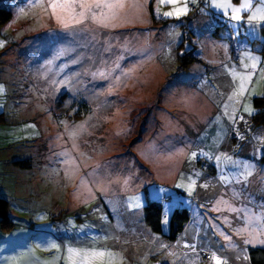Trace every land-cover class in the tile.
<instances>
[{"label": "rangeland", "instance_id": "1", "mask_svg": "<svg viewBox=\"0 0 264 264\" xmlns=\"http://www.w3.org/2000/svg\"><path fill=\"white\" fill-rule=\"evenodd\" d=\"M201 1L188 0L185 14L166 17L158 13L172 11L171 4L123 0L109 27L89 21L63 30L51 9L0 0L13 11L0 26V192L11 202L10 223L0 219V264H69L79 257L65 255L67 248L107 250L102 239L111 219L99 197L116 200L127 190H138L119 199L128 200L132 213L147 203L146 191L163 204L165 233L175 206L198 202L204 220L191 221L174 242L183 253L202 256L198 264H215L213 253L221 264H251L249 248L264 247V126L254 122V99L264 95V0H250L240 21L231 19V9L214 5L239 7L245 0ZM185 3L177 0L179 7ZM184 37L181 53L198 57L186 68L178 50ZM26 50L49 54L35 63L43 88L23 69ZM69 58L82 60L86 81L104 82L105 95L118 102L113 112L55 119L60 66ZM253 63L255 69L242 67ZM247 71L252 78L241 93ZM159 135L184 148L175 180L157 179L152 171V140ZM29 157L36 164L31 170L12 165ZM169 157L157 159L160 169ZM79 192L94 201L74 211ZM109 238L112 264L117 241L112 233ZM154 242L148 235L133 260L127 255L132 247L124 249L120 264L168 263L170 247Z\"/></svg>", "mask_w": 264, "mask_h": 264}, {"label": "trees", "instance_id": "2", "mask_svg": "<svg viewBox=\"0 0 264 264\" xmlns=\"http://www.w3.org/2000/svg\"><path fill=\"white\" fill-rule=\"evenodd\" d=\"M200 2H202L200 0ZM153 7V6H152ZM13 11L7 7H0V26H4L7 22L12 20ZM154 17V15L152 16ZM154 19H156L154 17ZM191 35L194 37L193 31H190ZM2 32L0 33V35ZM186 37L179 44V52L183 50V47L186 43ZM12 48V47H9ZM9 49H7L8 51ZM27 51L28 56L24 59V71L28 76L35 79V84L39 88H43L44 85L41 83L40 74H38V68L36 66V62L41 61L44 57L49 55L44 53L39 57L40 53L35 51ZM34 56V57H33ZM180 58H183L184 67L186 68L188 64L193 61L198 60V57L193 54V52H183L180 54ZM78 62V63H77ZM71 61L69 58L66 63L68 66L64 68L60 66V87L61 91L58 93L54 103L57 109L60 110V113L54 115L55 119L61 122L65 119H78L81 116L87 115L91 113L94 109H97L100 114H110L117 107L118 102L115 98H109L105 95V84L104 82L92 81L88 82L85 78L84 67L81 66L80 61ZM61 63V62H60ZM66 63H64L66 65ZM63 64V63H62ZM22 66V65H21ZM183 67V68H184ZM22 69V70H23ZM38 74V75H37ZM52 99V98H51ZM51 99H47L50 103H52ZM256 106V113L254 116V122L258 125L264 126V95L261 98L254 99ZM64 111V112H63ZM58 118V119H57ZM213 158V157H211ZM202 159L198 160V164ZM262 161H264V154L262 157ZM15 167H19L25 170H31L34 168L35 161L32 157L24 158V159H16L13 161ZM212 169H214L213 164L211 165ZM159 186L167 187L170 185H166L163 183L153 182ZM172 187V186H170ZM144 190H147V187H144ZM175 188V187H173ZM180 194L187 195L185 191L181 188H178ZM147 193V191H146ZM147 203L143 206L144 212V221L147 226L156 234H158L162 240V242L166 243L164 245L165 249L169 247L170 242L177 241L176 239L180 237V234L184 231L186 225L194 221L199 224L204 220V216L202 214V209L200 208L198 202L194 201L192 208H188L186 205H178L175 206L174 210L171 213L170 218V232L165 233L163 229V204L156 200H150L149 194L147 193ZM11 202L10 199L4 194L0 192V219L3 224L10 223V207ZM67 210V209H66ZM66 210L64 212H66ZM69 211V210H68ZM168 244V245H167ZM209 258L211 257L209 252ZM205 253V254H206ZM207 258V257H206ZM249 258L251 264H264V247L253 246L249 248ZM163 264H171V263H163Z\"/></svg>", "mask_w": 264, "mask_h": 264}, {"label": "crops", "instance_id": "3", "mask_svg": "<svg viewBox=\"0 0 264 264\" xmlns=\"http://www.w3.org/2000/svg\"><path fill=\"white\" fill-rule=\"evenodd\" d=\"M165 118H169V117L165 116ZM204 118H205V116H204ZM166 139H167V136L159 135V136L154 137L152 140V156H150V157L152 158V171L155 174V177L157 179L159 178V176H166V177L168 176L167 178H169V176L171 178H174L175 176L177 177L178 174H181L180 169L184 167V165L180 159V155L182 158H184V156H183V153H184L183 149L184 148L182 147V149L181 148L177 149L176 148L177 145H175V146H173L172 144L169 145V142H167ZM167 155L170 156L168 158L169 162L167 164L162 163L163 167L160 169L159 168L160 165L158 166L157 159H159L162 162H165V157H167ZM143 158H144V156H143ZM173 160H177L176 163H173ZM165 165H166V168H164ZM174 180H175V178H174ZM150 182H151V179H150ZM150 182H148V183H150ZM166 183H173V182L169 181V179H168V181H166ZM80 190H81V188L79 189V191ZM183 191H185V189ZM134 192H138V190H127V191H124V192L122 191L118 194H115V195H120L117 197L118 201H117V199L116 200H110L109 195H107V194L99 197L101 204L105 207V209H104L105 212L107 211L109 213L110 219H111V220H109L110 221L109 225L107 227L106 232L104 233L105 237H104V239H102L105 243L107 251H108V249H110L109 245H106V244H109L108 240H110L109 237H110L111 233L113 234L114 239H116V241H117V242H113L112 248H115L118 251V253H117L118 254V256H117L118 262L112 263V264H120L121 262L125 261L126 258H124L122 255L124 254V249H127L128 247H132V250H130L131 252H128L127 255L133 260L134 255L141 252L142 242L148 237V235H150L151 239H153L155 241L154 246L159 245V247L165 249L164 245L166 243L162 242V240L158 234L154 235V232L145 223L143 207L142 208H136L134 210V213H132L133 211L131 209H129L130 204H129L128 200H125V198H124V200H119L121 197H124L126 194L134 193ZM84 193L85 192H83V196L81 199L80 195H82V193L79 192V195H78L79 198L78 199H81V201L78 202L77 206L72 207L74 209V211H78V210L82 211V209H84L86 205H90L91 202L94 201V199L87 200L85 198ZM147 193H148V191H147ZM110 204H112V205H110ZM110 206H111V208H110ZM189 223L186 225L184 231L189 226ZM109 228H111L112 232H110ZM184 231L180 234V236L184 233ZM174 242H170V244H172L173 247H171L170 245L167 244L170 247V251L167 252V256H166L168 263H171V264H179V263H181V264H198L202 260V256H199V254L196 253L197 249L190 250L191 252L196 253V254H185V253H183L185 251H183L182 248L177 245L178 243L177 242L174 243ZM102 243L103 242L101 241L100 244H102ZM75 244H77V243L75 242ZM136 247L139 250L138 252H135ZM174 247H178V248L174 249ZM41 250H43V249H40V252H42ZM68 250H69L68 248L65 249V255L68 252ZM202 253L205 254L206 252L204 251ZM105 258H103L102 264H109L108 259L105 260ZM93 264H101V261H99V260L94 261Z\"/></svg>", "mask_w": 264, "mask_h": 264}, {"label": "snow or ice", "instance_id": "4", "mask_svg": "<svg viewBox=\"0 0 264 264\" xmlns=\"http://www.w3.org/2000/svg\"><path fill=\"white\" fill-rule=\"evenodd\" d=\"M38 4L40 7L45 8V11L51 9L52 17L61 25L63 30H79L80 26L86 25L87 22L91 21L94 24H97L102 27H109L110 22L114 20L117 16L116 9L123 8L124 3L123 0H117V2L112 3L109 0H48L47 6L43 0H30V4ZM160 5L171 4L173 5V10L163 13H158L160 15L166 17L176 16L179 17L185 14L188 11V0L183 7L177 6V0H159ZM215 8L223 9L227 11L231 9L232 15L231 19L235 21H240L241 16L240 12L242 9L250 8L252 5L250 0H245L239 7L233 6L229 3H216ZM106 10V11H105ZM21 12L24 10L21 9ZM259 11V10H258ZM257 16L255 14L250 15L248 17V21L251 22L255 20ZM259 19L264 21V12L259 15ZM252 59H256L253 57ZM242 67L244 69H255L256 63L251 64H243ZM235 71V69H233ZM252 73L247 71L245 74L240 76L241 85L240 92L242 93L244 90V83L246 81L251 80ZM196 153H193L195 156ZM191 190V187L189 188ZM52 247H57L56 245H52ZM70 257L75 255L79 257L78 260H70L69 264H93L94 261L103 262V258L107 257L109 260V264H111L112 257L116 254L111 253L107 250H74L69 249ZM212 259L215 261V264H221L220 259L216 256L215 253L212 254Z\"/></svg>", "mask_w": 264, "mask_h": 264}, {"label": "built area", "instance_id": "5", "mask_svg": "<svg viewBox=\"0 0 264 264\" xmlns=\"http://www.w3.org/2000/svg\"><path fill=\"white\" fill-rule=\"evenodd\" d=\"M206 255V254H205ZM207 258H209V254H207Z\"/></svg>", "mask_w": 264, "mask_h": 264}]
</instances>
